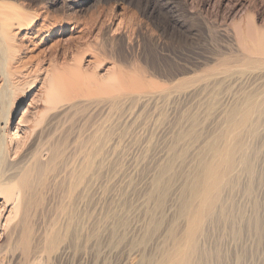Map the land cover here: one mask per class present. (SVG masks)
<instances>
[{"label": "bare ground", "instance_id": "1", "mask_svg": "<svg viewBox=\"0 0 264 264\" xmlns=\"http://www.w3.org/2000/svg\"><path fill=\"white\" fill-rule=\"evenodd\" d=\"M25 22L16 9L0 4V91L24 68V59H15L17 47L11 41ZM239 32L236 38L243 52ZM262 42L257 46L262 57H235L231 68L224 58L216 60L212 73L178 81L173 90H159L157 85L150 90L148 83L115 75L102 82L79 66L67 69L51 60L43 78L45 111L34 121L20 118L12 132H0V223L8 231L7 244L0 245V264H50L71 248L127 245L130 230L124 222L129 210L122 199L138 185L132 175L141 179V194L151 210L137 209L147 214L139 230L140 260L130 264H213L215 252L207 244L214 216L225 219L230 213L228 193L240 190L241 197H250L255 187L250 147L264 131ZM94 59L87 64L93 65ZM243 67L253 68L248 72ZM229 82L248 87L221 96L217 87ZM190 100L195 105L188 109L183 103ZM181 104L183 111L176 108ZM88 107L99 109L101 116L95 121L83 116L85 120L71 127L68 114ZM203 117L212 121L204 131ZM146 128L167 131L173 148L170 155L161 150L158 160L145 161L152 142L143 139ZM128 136L129 146L120 149ZM24 138L28 140L22 151ZM134 147L138 150L131 157L130 173L129 166L113 158ZM243 177L248 180L245 186ZM99 193L108 194L110 205L104 212L79 208ZM38 207L33 224L30 218Z\"/></svg>", "mask_w": 264, "mask_h": 264}, {"label": "rangeland", "instance_id": "2", "mask_svg": "<svg viewBox=\"0 0 264 264\" xmlns=\"http://www.w3.org/2000/svg\"><path fill=\"white\" fill-rule=\"evenodd\" d=\"M0 4L16 9L26 19L20 34L11 41L17 47L15 59L17 56L23 58L24 68L0 91V132L3 133L12 132L20 118L22 121H34L45 111L43 98L46 81L43 78L44 70L51 60L67 69L79 66L83 72L94 75L102 82L110 75H115L125 81L136 79L143 84L148 83L150 90H155L156 85L159 90H173L178 81L198 76L204 71L212 73L216 60L224 58L231 68L235 66L232 61L235 57L253 60L262 57L257 53V46L264 41V0H0ZM248 29L253 31L252 35H248ZM238 32V39L246 49L243 52L238 48ZM21 41L23 46L19 47ZM235 51L237 53L234 54ZM91 57H95L93 65L87 64ZM252 68L242 69L252 71ZM151 83L154 85L151 86ZM245 87H248L246 83L229 82L228 85L224 83L218 86L216 90H220L222 96ZM190 101L183 103L184 107L189 109L195 105L193 100ZM183 105H177L176 108L183 111ZM97 115L101 116L99 109L88 107L85 111L72 110L68 119L72 121V125H76L80 120H85V117L95 121ZM260 118H264V115ZM200 123L204 131L212 121L203 117ZM72 125L70 126L74 128ZM69 130L72 131L70 128ZM145 131L141 132L143 139L152 141L148 159L145 161H150L151 157V162L158 160L162 156L161 150L171 154L173 148L167 131L162 133L148 128ZM263 136L262 130L260 136L252 140L250 147L254 155L253 163L255 162V187L252 195L241 197L243 193L240 190L232 191L233 194L228 193L230 213L227 211L225 219L214 216L215 222L211 229L214 232L212 231L210 244H207V248L211 245L215 252L213 264H264ZM27 140H22V151L26 148ZM128 141L129 136L123 139L120 149H125ZM137 150L135 147L129 148L125 155L114 154L113 159L129 166L130 172L133 166L131 157L137 156ZM246 177L241 180L243 186L248 183ZM130 179L138 185L129 190L126 198L122 199L125 201L123 205L128 206L129 210L124 222L125 229L130 230L128 244L116 249L103 243L100 247L91 245L74 250L71 248L68 253L59 257L60 259H53L55 261L52 260L50 264L139 262V230L144 226L147 213L143 215L137 209L143 206L150 211L151 205L145 204L139 176L132 175ZM132 192L134 194L130 195ZM99 195H95L96 198L87 203V206L80 204L78 207H87L89 212H96L95 214L104 212L110 205L106 201L108 194ZM102 197L105 198L101 199ZM38 209L34 217L32 215L30 218L33 224L37 222L41 208ZM0 224V245L5 246L8 231L3 221Z\"/></svg>", "mask_w": 264, "mask_h": 264}]
</instances>
